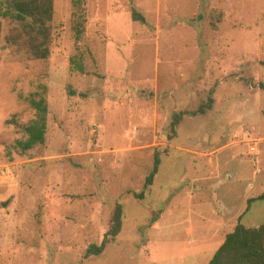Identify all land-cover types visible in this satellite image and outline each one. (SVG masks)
I'll return each mask as SVG.
<instances>
[{"label": "rangeland", "instance_id": "374dc122", "mask_svg": "<svg viewBox=\"0 0 264 264\" xmlns=\"http://www.w3.org/2000/svg\"><path fill=\"white\" fill-rule=\"evenodd\" d=\"M12 2L0 0V264H208L241 216L264 224V200L247 211L264 191V0H54L48 59L31 55ZM42 98L45 142L24 150ZM118 203L121 234L86 258Z\"/></svg>", "mask_w": 264, "mask_h": 264}, {"label": "trees", "instance_id": "16d2710c", "mask_svg": "<svg viewBox=\"0 0 264 264\" xmlns=\"http://www.w3.org/2000/svg\"><path fill=\"white\" fill-rule=\"evenodd\" d=\"M6 15L23 27L25 34H19V36L22 35L27 40L31 55L36 59H48L51 55L53 35L51 24L54 19V0H13L12 4L7 5ZM133 17L135 20L145 21L137 12L134 13ZM77 68L81 71L84 70L81 64H78ZM261 87L264 89V84H261ZM32 102L38 111V117L30 126L26 127L29 138L22 143L24 150H30L45 142L49 112L47 101L42 98ZM213 102L214 99L210 97L197 111H183L174 114L171 124L172 130L176 132V127L182 122L185 114L192 116L206 114L212 109ZM161 163L159 155H156L153 170L146 179V187L154 183ZM143 196V192L138 194V197L142 198ZM259 199L264 200V191L258 197L248 201L247 211L250 209L251 203ZM242 219L243 216H241L235 229L227 234L224 242L208 264H264V224L260 227H249L242 224ZM123 222L124 207L118 203L112 217L111 227L105 233L103 243L90 245L85 257L103 254L107 245L121 234ZM154 222L156 220H153Z\"/></svg>", "mask_w": 264, "mask_h": 264}, {"label": "water", "instance_id": "95a60500", "mask_svg": "<svg viewBox=\"0 0 264 264\" xmlns=\"http://www.w3.org/2000/svg\"><path fill=\"white\" fill-rule=\"evenodd\" d=\"M9 202H10V201H8L7 203H4V206H7Z\"/></svg>", "mask_w": 264, "mask_h": 264}]
</instances>
